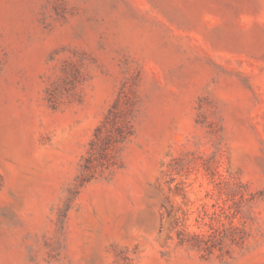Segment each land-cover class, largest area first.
<instances>
[{"label":"rangeland","instance_id":"374dc122","mask_svg":"<svg viewBox=\"0 0 264 264\" xmlns=\"http://www.w3.org/2000/svg\"><path fill=\"white\" fill-rule=\"evenodd\" d=\"M0 264H264V0H0Z\"/></svg>","mask_w":264,"mask_h":264}]
</instances>
